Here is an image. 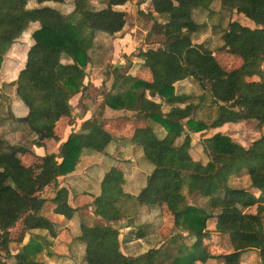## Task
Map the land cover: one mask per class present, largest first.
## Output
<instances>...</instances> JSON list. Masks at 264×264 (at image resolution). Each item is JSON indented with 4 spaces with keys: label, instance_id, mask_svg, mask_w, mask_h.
<instances>
[{
    "label": "trees",
    "instance_id": "16d2710c",
    "mask_svg": "<svg viewBox=\"0 0 264 264\" xmlns=\"http://www.w3.org/2000/svg\"><path fill=\"white\" fill-rule=\"evenodd\" d=\"M27 1L0 0V66L7 49L30 23H38L30 34L24 67L9 83L13 98L28 109L29 129L37 137L39 131L44 133L43 141L36 137L33 143L43 146L50 139L59 144L40 155L0 138V264H45L59 226L48 218L49 212L75 223L77 237L84 242L81 264H138L140 259L145 264H201L212 258L220 264H240L241 255L252 249L264 264V218L251 211L264 204V134L252 141L242 158L236 156V142L220 130L205 139L207 152L203 151L202 159L190 153V132L216 129L227 122L221 107L241 101L239 118L264 125V0H219L222 8L243 14L255 25L230 20L223 30L221 48L241 59L230 70L222 68L203 43L191 38L201 27L193 19V10L207 8L214 0H149L145 14L153 22L156 17L163 19L164 40L143 43L132 56L140 60V71L151 78L110 67V89L100 98L104 107L133 111L144 125L132 127L129 137L117 138L93 113L63 141V129L74 122L69 99L91 82L84 68L94 38L98 33L121 36L130 13L116 6L132 0H101V7H95V0H73L67 13L44 4L64 0H35L37 5L32 7H27ZM189 79L216 106L209 122L197 119L200 104L190 101L189 94L176 93L175 84ZM162 103L168 105L167 111ZM148 121L163 130L161 137ZM13 122L27 125L16 117ZM120 143L141 149L151 166L149 174L138 172L132 178L131 183L139 186L136 195L125 193L124 162L118 159L105 169L91 213L81 214L69 202L63 177L75 170L83 151L103 152L107 157L110 150H120ZM28 156L31 162L25 166L22 158ZM243 172L249 186L231 187L229 178ZM46 188H52L50 196L44 195ZM189 197H202L204 204H194ZM129 199L146 210L164 206L171 216V231L162 241L147 244L145 251L133 257L120 246L146 237L142 226L128 221V229L121 234L113 225L124 217L120 203ZM19 222L27 239L12 251L10 229ZM214 231L224 233L217 240L230 250L213 253L206 248ZM23 233L18 239L23 240Z\"/></svg>",
    "mask_w": 264,
    "mask_h": 264
},
{
    "label": "rangeland",
    "instance_id": "374dc122",
    "mask_svg": "<svg viewBox=\"0 0 264 264\" xmlns=\"http://www.w3.org/2000/svg\"><path fill=\"white\" fill-rule=\"evenodd\" d=\"M49 3L63 13L71 11L72 6H74L73 0H64L63 3ZM94 3L95 7H101L104 5L101 0H95ZM27 5V7H32L36 6L37 3L35 0H28ZM147 5L148 0H144V2L141 3L137 0H132L127 2L126 6L125 4L122 6V9L127 10L130 13V16L121 36L120 34H116L115 37L104 33H98L97 36H95L94 45L89 51L90 61L84 68L86 75H88L91 82H88L87 86L84 87L81 92L76 93L69 99L72 109V117L75 122L63 129L62 141L67 137L70 130L76 131L80 127L81 122H78L77 119L81 118L83 112H86L89 107L94 109L93 111L94 114L97 115L98 122H103L104 128L116 135L117 138L121 136L129 137L133 132L132 127L144 125V122L142 123L138 121L133 115V111L125 109L117 111L111 109L106 110L107 108L102 106L100 98L110 89L111 77L108 75L110 67L118 66L126 68L131 74L138 75L146 80L151 78L150 75H146L140 71V60L132 56V53L136 52L143 43H159L164 40L162 29L163 19L156 17L153 22V20L145 14V11L148 10L146 8ZM193 19L196 23L200 24L201 27L198 32L191 36L192 41L194 43H203L206 48L211 50L223 66L222 68L226 70H230L234 67L237 68V66L241 64V59L221 48L223 42L220 36L230 20H237L241 24L248 25L249 27H254V23L243 14L237 13L235 10L230 11L222 8L219 0H214L207 8L200 6L195 7L193 10ZM36 26V23H31L26 29V32H24L21 37L17 38L11 47L5 52V62L3 67V76L5 80L0 87V91L2 92L0 97V138H5L6 141L11 142V144L21 145L25 147V149L29 148L34 154H40L41 152L43 153L52 149L56 150L59 143L55 145L53 141L47 139L43 146H37V144L33 143V139H36L37 134L29 129L30 125L28 123L27 125L22 123L19 126H15L16 124H14L13 121L14 117H20L18 116L20 105L16 101H13L12 94L14 88L11 87L8 77L6 76L7 66H13L12 71L13 75H15L18 72L17 70L23 66L24 60L26 61L25 55L27 47L32 42L30 40V34ZM175 90L176 93L184 92L189 94L191 96L190 101L200 104V107L196 112L197 119H203L206 120V122H209L215 116L216 106H213L208 97L209 95L202 92L194 80L189 79L178 82L175 84ZM241 104L242 102L239 101L233 106L221 107V113L226 117L227 122L222 127H219L220 131L229 135L236 142L237 158H242L244 152L251 148L252 141L264 134V125H260L253 119L243 120L239 118V114L243 111ZM161 108L163 111H167L168 105L162 103ZM134 122H136V124ZM148 123L159 137L163 135V130L160 129L158 125L150 121H148ZM13 126L14 128H12ZM219 129H208V131L205 130L198 133L190 132L192 143L190 153L192 158L202 159V157H204L203 151L207 152L205 139ZM39 137L40 135L37 137L38 141H43L45 138L39 140ZM123 145L124 143H120V147ZM102 153L103 152H97L94 150L83 151V157H81L82 161L79 163L76 177L71 182V184L74 185L69 189L72 192L71 202H74L76 198H79L81 207H84L83 212H80L81 214H87L88 209L86 210V208L91 204L94 194H99L98 188L100 187V182L103 177L102 169L108 162L110 164H115L118 162V159L123 160V169L127 174L130 173V175L144 170L148 171L146 163L140 156L141 150L136 146H131L125 149L124 147H121L117 153L115 150L113 152L110 150V156L105 158H103L104 156ZM112 153L114 154V157L111 156ZM29 157L31 156L22 158L25 166H28L31 162ZM84 181L88 184L85 185L83 183ZM63 182H65V180H63ZM66 182L68 183L67 180ZM228 184L235 188L247 187L249 186V178L244 172L239 175H232L228 180ZM51 189L52 188H46L43 191L44 195L50 196L53 192ZM83 191L92 193L84 194ZM188 200L198 205H203L205 201L202 197H189ZM120 208L124 217H121L119 223L113 225L120 230L121 234L126 232L127 227H125V223L129 221L131 222V225L142 226L141 228L146 233V244L158 245L161 242V239L171 231V216L164 206L156 207L146 215L145 208L140 209L137 207L134 200L132 201L129 199L123 200L120 203ZM143 210H145L144 213ZM251 211L253 213H258L264 218V204H258L255 208L251 209ZM155 214H157V216ZM48 216L51 221H58L59 224L57 227L58 236L54 247V249L59 252L57 254V262L59 264H81L84 254V242L76 235L78 229L75 226V223L64 220L62 217H55V214H52L51 212L48 213ZM158 221L159 226L161 227L160 232H162L161 234L159 232L161 238H158V231H156V225H154V223H158ZM147 224L149 225L146 226ZM211 225L212 224H210V226ZM21 233L23 232L22 224L20 222L10 229L12 240L9 242V247L12 251L20 247V245L26 241L27 233L25 232L23 233V240L18 239ZM222 234L224 233L214 231L213 237L215 240L212 238L211 243L207 244L206 247L209 251L217 253L218 250H213V248H215L213 247V243L218 241V236ZM136 240L137 239H133L131 243L121 244L120 250L131 257L145 251L148 246L144 245L142 241ZM220 247L223 250V244L220 245ZM138 264H145V261L140 259ZM158 264L161 263L158 262ZM202 264L220 263L216 262L215 259H211L210 261L202 262ZM240 264H261L258 252L253 249L244 252L241 255Z\"/></svg>",
    "mask_w": 264,
    "mask_h": 264
},
{
    "label": "crops",
    "instance_id": "0c3cea01",
    "mask_svg": "<svg viewBox=\"0 0 264 264\" xmlns=\"http://www.w3.org/2000/svg\"><path fill=\"white\" fill-rule=\"evenodd\" d=\"M44 4H47V5H50V3L49 2H46V3H44ZM148 4H149V0H148ZM123 5H120V6H116V8H118V9H122L123 7H122ZM125 6H126V4H125ZM148 6V5H147ZM146 6V7H147ZM34 24L36 23V22H33ZM37 24V26H38V23H36ZM30 25H31V23H30ZM29 25V26H30ZM37 26L35 27V28H37ZM34 28V29H35ZM33 29V30H34ZM32 30V31H33ZM31 31V32H32ZM31 40V39H30ZM32 43V42H31ZM31 43H30V45H31ZM29 45V46H30ZM29 46L27 47V50H28V48H29ZM26 53H27V51H26ZM25 57H26V55H25ZM5 62V61H4ZM25 64V63H24ZM4 67V66H3ZM22 67H24V65L22 66ZM21 67V68H22ZM20 68V69H21ZM20 69H18L17 71V73L15 74V75H13V66H7V70H6V72H7V77H8V81H12V80H14L16 77H17V75H18V73H19V70ZM2 76H3V70H2ZM3 78H4V76H3ZM5 80V79H4ZM13 94H14V90H13ZM13 94H12V96H13ZM13 101H16L19 105H20V107H19V109H20V112H19V114H18V116H26L27 115V113H28V109L27 108H25V106L20 102V101H17V100H15L14 98H13ZM107 108V107H106ZM108 109H110V108H107L106 110H108ZM94 109H92L91 107H89V108H87V111L86 112H83V116L81 117V118H78L77 120H78V122H83L84 120H87V118H89L93 113H94V111H93ZM112 110V109H111ZM74 122H75V120H74ZM74 122H73V124H74ZM81 123H80V125H81ZM72 125V124H71ZM68 126H70V125H68ZM67 127V126H66ZM216 129H219V128H216ZM220 130V129H219ZM218 130V131H219ZM71 131V130H70ZM74 131V130H73ZM116 136V135H115ZM117 137V136H116ZM131 146H135V145H123V146H121V147H124V149L125 148H128V147H131ZM137 147V146H136ZM138 149H140V148H138ZM141 150V149H140ZM39 152V151H38ZM42 153V152H41ZM41 153H40V155H41ZM83 153V152H82ZM43 154V153H42ZM110 156V155H109ZM112 156L114 157V154L112 153ZM141 158H142V156H143V154H142V151H141ZM81 157H83V155H81ZM81 157H80V162L82 161L81 160ZM112 157V158H113ZM103 158H105V157H103ZM144 160V162L146 163V161H145V159H143ZM79 162V163H80ZM79 163L77 164V166H76V168H75V170L73 171V172H71V173H69V174H67L65 177H63V180H65V182H63L62 184H64L65 186H66V188H67V190L69 191V193H70V196H69V202L71 203V205L72 206H76V207H78L79 208V212H83V209H84V207L82 208L81 207V205H80V202H79V198H76L75 200H74V202H71L72 200H71V196H72V192L69 190V189H71L74 185L73 184H71V182L74 180V178L76 177V174H77V170H78V167H79ZM110 165H112V164H110L109 162L106 164V167H104L102 170V175L104 174V172H105V169L106 168H108ZM146 165H147V167H148V171H142L145 175H148L149 174V172H150V170H151V167H150V165L149 164H147L146 163ZM137 173H134L133 175H130V173H126L125 174V183L126 184H123V187H122V190L125 192V193H129L130 195H136L137 193H138V189H139V186H136L135 185V183H131V180H132V178H134L135 177V175H136ZM62 180V181H63ZM66 180L68 181V183L66 182ZM75 182V181H74ZM85 185H87L88 183L87 182H83ZM71 184V185H70ZM83 184V185H84ZM98 190H99V188H98ZM100 191V190H99ZM83 193L85 194V193H87V194H89V193H92V192H86V191H83ZM77 194V193H76ZM94 194V193H93ZM98 194V193H97ZM96 193L94 194V196L95 195H97ZM92 201V200H91ZM140 209L142 208H144V207H139ZM88 209V211H87V214H89V213H91V211H92V206L91 205H89V207L88 208H86V210ZM155 208H151V209H149V210H146V212H145V210H143V213L145 212L146 213V215L147 214H149L151 211H153ZM156 216H157V214H155ZM55 217H63V216H55ZM158 218V217H157ZM156 218V219H157ZM56 221V220H55ZM67 221H69L70 222V220H67ZM71 222H73V221H71ZM56 224H58V221L57 222H55ZM74 223V222H73ZM149 224H147L146 226H148ZM154 225H156V231H158V238H161V236L159 235V232H160V229H161V227L159 226V221H158V223H154ZM60 226H61V223H60ZM128 229V228H127ZM162 232H160V234H161ZM77 234H78V232H77ZM76 234V235H77ZM57 236L58 235H56V237H54V245H53V247H51V251H52V253H51V255H45L44 256V263L45 264H59L58 262H57V254L59 253L58 251H56L55 249H54V247H55V244H56V238H57ZM219 237V236H218ZM214 238V237H213ZM214 240H215V238H214ZM131 241H133V240H130V241H128V242H125V244H127V243H131ZM136 241H142V243L144 244V245H147L146 244V237H140V238H137V240ZM161 241H162V239H161ZM211 243V242H210ZM210 243H208V244H210ZM223 244V250L224 251H228V250H230V248H229V245L227 244V243H221V242H219V241H216L215 243H213V247H215V248H213V250H218L217 251V253H220V252H223V250H222V248L220 247V245H222ZM145 249V248H144ZM212 250V249H211ZM221 250V251H220ZM211 260V259H210ZM210 260H208V261H210ZM212 260H213V258H212ZM207 262V261H206ZM61 264V263H60ZM201 264H202V262H201Z\"/></svg>",
    "mask_w": 264,
    "mask_h": 264
},
{
    "label": "water",
    "instance_id": "95a60500",
    "mask_svg": "<svg viewBox=\"0 0 264 264\" xmlns=\"http://www.w3.org/2000/svg\"><path fill=\"white\" fill-rule=\"evenodd\" d=\"M4 61H5V58L3 59L2 63H1V66H0V87L2 86L3 84V81H4V78L2 76V70H3V66H4ZM18 121H25V123H28L30 125V119H29V112L27 113V115L25 116H20V117H17L16 118ZM83 133H86V131H82ZM40 133V137H39V140H42L44 138V133L42 131H39ZM11 184L14 185V183L11 181Z\"/></svg>",
    "mask_w": 264,
    "mask_h": 264
}]
</instances>
